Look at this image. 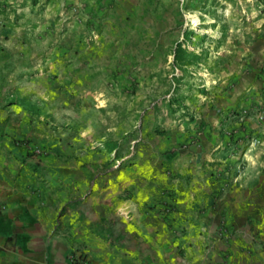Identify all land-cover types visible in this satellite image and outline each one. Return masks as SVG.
<instances>
[{
    "label": "crops",
    "instance_id": "obj_1",
    "mask_svg": "<svg viewBox=\"0 0 264 264\" xmlns=\"http://www.w3.org/2000/svg\"><path fill=\"white\" fill-rule=\"evenodd\" d=\"M96 6L99 39L142 72L147 1ZM256 65L226 100L201 102L180 160L152 177L129 178L114 145L105 154L61 137L36 157L17 140L24 129L0 131V264H73L78 253L92 264H264V56ZM229 107L252 111L224 126Z\"/></svg>",
    "mask_w": 264,
    "mask_h": 264
},
{
    "label": "rangeland",
    "instance_id": "obj_2",
    "mask_svg": "<svg viewBox=\"0 0 264 264\" xmlns=\"http://www.w3.org/2000/svg\"><path fill=\"white\" fill-rule=\"evenodd\" d=\"M98 1L0 0V131L24 129L17 140L36 157L57 138H89L127 156L129 178L159 175L180 160L201 102L226 100L264 56V0H146L142 72L99 39ZM249 111L225 108L224 126Z\"/></svg>",
    "mask_w": 264,
    "mask_h": 264
},
{
    "label": "built area",
    "instance_id": "obj_3",
    "mask_svg": "<svg viewBox=\"0 0 264 264\" xmlns=\"http://www.w3.org/2000/svg\"><path fill=\"white\" fill-rule=\"evenodd\" d=\"M239 120H242L243 117L238 116ZM71 262L73 264H92L90 260L87 259L83 253L74 254L71 256Z\"/></svg>",
    "mask_w": 264,
    "mask_h": 264
}]
</instances>
